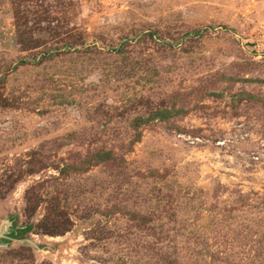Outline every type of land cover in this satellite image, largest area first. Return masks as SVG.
<instances>
[{
  "label": "rangeland",
  "instance_id": "374dc122",
  "mask_svg": "<svg viewBox=\"0 0 264 264\" xmlns=\"http://www.w3.org/2000/svg\"><path fill=\"white\" fill-rule=\"evenodd\" d=\"M0 264H264V0H0Z\"/></svg>",
  "mask_w": 264,
  "mask_h": 264
}]
</instances>
